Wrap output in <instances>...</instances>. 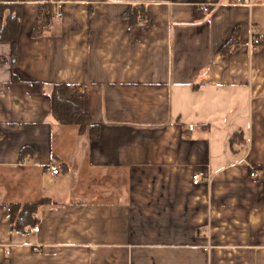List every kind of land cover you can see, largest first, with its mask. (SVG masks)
Here are the masks:
<instances>
[{"label": "crops", "instance_id": "1", "mask_svg": "<svg viewBox=\"0 0 264 264\" xmlns=\"http://www.w3.org/2000/svg\"><path fill=\"white\" fill-rule=\"evenodd\" d=\"M250 1L0 0L23 10L16 55L0 41V264H264ZM57 84L86 88L94 138L52 116ZM43 198L39 231L13 229L11 204Z\"/></svg>", "mask_w": 264, "mask_h": 264}, {"label": "trees", "instance_id": "2", "mask_svg": "<svg viewBox=\"0 0 264 264\" xmlns=\"http://www.w3.org/2000/svg\"><path fill=\"white\" fill-rule=\"evenodd\" d=\"M142 6H134L127 12L131 25L144 24L147 15ZM22 5L14 3L0 4V15L4 18V26L0 32V41L11 45L12 56L16 55L19 30L22 22ZM225 53V51H222ZM34 89L41 92V84H34ZM51 114L60 125L78 126L81 131L89 127V135L94 138L98 127L90 125V115L87 108L88 95L86 88L69 84H57L50 93ZM243 141L242 133L237 132L231 138L232 144ZM27 150L25 149L24 153ZM49 200H41L26 204H11L12 227L18 231H26L37 224L39 209L47 205Z\"/></svg>", "mask_w": 264, "mask_h": 264}, {"label": "built area", "instance_id": "3", "mask_svg": "<svg viewBox=\"0 0 264 264\" xmlns=\"http://www.w3.org/2000/svg\"><path fill=\"white\" fill-rule=\"evenodd\" d=\"M237 3H239V4H247V5H252V3H251V1L250 0H237ZM202 8V10L203 11H208V5L207 4H203L202 6H201ZM57 17H61V14H58L57 15ZM263 41H262V39L257 35V32H256V30H253V38H252V44H260V43H262ZM190 129L191 130H193V126H190ZM242 147V146H241ZM244 147V146H243ZM50 171H51V173H53V174H58L59 172H60V169L58 168V167H56V166H50L49 168H48ZM251 176L252 177H256L257 176V171H256V169H255V167L254 166H252L251 167ZM201 180V177H200V175H195L194 176V178H193V181H194V183H198L199 181ZM33 231H39V226H35L34 228H33Z\"/></svg>", "mask_w": 264, "mask_h": 264}]
</instances>
